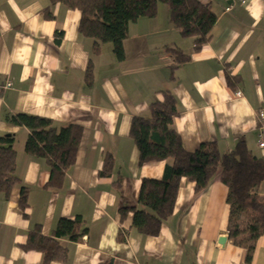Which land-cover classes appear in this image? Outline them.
<instances>
[{"label": "crops", "instance_id": "0c3cea01", "mask_svg": "<svg viewBox=\"0 0 264 264\" xmlns=\"http://www.w3.org/2000/svg\"><path fill=\"white\" fill-rule=\"evenodd\" d=\"M198 2L216 15L206 45L195 49L158 4L154 17L128 25L118 60L111 43L92 52V40L78 32V11L48 0H0V85L11 83L0 92V138L14 137L16 176L27 202L21 211L20 187L8 200L0 196V264H41V254L20 249L27 234L40 226L50 237L58 220L77 216L87 234L80 243L62 240L67 260L52 264H244V251L226 233L227 188L218 176L198 194L182 179L174 211L156 237L131 229L129 215L119 221L121 208H138L140 182L163 175V161L139 165L130 138L133 120L148 119L149 105L163 92L175 99L172 128L187 152L212 142L228 153L243 143L264 158L257 149L264 115V0ZM169 47L189 59L172 69ZM226 75L238 79L232 89ZM18 114L50 119L56 129L81 128L74 165L60 187L45 188L48 165L25 155L28 131L8 122ZM107 154L113 171L101 177ZM256 194L264 201V183ZM121 230L124 242L118 241ZM219 238H226L223 245ZM250 264H264V232Z\"/></svg>", "mask_w": 264, "mask_h": 264}, {"label": "trees", "instance_id": "16d2710c", "mask_svg": "<svg viewBox=\"0 0 264 264\" xmlns=\"http://www.w3.org/2000/svg\"><path fill=\"white\" fill-rule=\"evenodd\" d=\"M50 5L61 4L80 13L79 34L92 40V52L97 53L104 43H111L118 60L122 59V42L127 37L128 25L140 18H152L158 4L165 5L170 12V21L181 37L193 41L195 49L206 45L212 38L216 15L211 7L198 0H48ZM47 10V9H46ZM45 10V11H46ZM50 18L49 14H46ZM174 63L172 69L189 58L176 48H170ZM226 86L232 89L237 78L226 75ZM148 119L136 118L130 127V138L139 154V165L152 161H163L165 167L159 180L143 179L140 182L138 208H121L120 223L131 216V229L146 237H156L164 221L174 211L175 200L182 179L193 184L196 194L204 191L218 176L227 188L226 204L228 216L226 233L236 247L244 251V264H250L256 243L264 232V201L256 192L264 183V158L255 157L243 143H238L228 153H221L215 143L207 142L189 153L179 134L172 128L178 115L175 99L169 92L162 93V100L149 105ZM8 122L28 131L24 153L28 157L42 159L49 167V180L45 188L60 187L64 174L73 165L81 137V128L67 125L56 129L50 119L18 114L10 116ZM14 137L0 138V196L8 200L16 187H20L19 208H27L26 188L16 176V151ZM114 160L110 154L103 159L101 177L113 171ZM121 176L114 186L119 189ZM87 234L84 221L79 217L60 219L50 237L42 235L40 226L29 232L23 252L41 254V264H52L67 260L68 250L61 243L82 242ZM127 233L121 230L119 242L126 240Z\"/></svg>", "mask_w": 264, "mask_h": 264}, {"label": "built area", "instance_id": "2783aa9c", "mask_svg": "<svg viewBox=\"0 0 264 264\" xmlns=\"http://www.w3.org/2000/svg\"><path fill=\"white\" fill-rule=\"evenodd\" d=\"M228 2H233L236 0H224ZM11 89V83L6 82L3 85H0V92ZM257 149L264 154V115L260 114L259 116V127L257 132Z\"/></svg>", "mask_w": 264, "mask_h": 264}, {"label": "water", "instance_id": "95a60500", "mask_svg": "<svg viewBox=\"0 0 264 264\" xmlns=\"http://www.w3.org/2000/svg\"><path fill=\"white\" fill-rule=\"evenodd\" d=\"M226 238H219L218 243L223 245Z\"/></svg>", "mask_w": 264, "mask_h": 264}]
</instances>
